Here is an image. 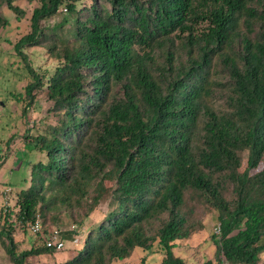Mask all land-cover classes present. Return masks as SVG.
<instances>
[{
  "label": "trees",
  "instance_id": "trees-1",
  "mask_svg": "<svg viewBox=\"0 0 264 264\" xmlns=\"http://www.w3.org/2000/svg\"><path fill=\"white\" fill-rule=\"evenodd\" d=\"M25 1L36 4L14 45L32 77L23 115L38 90L57 122L27 139L42 157L0 215L10 264L56 251L47 229L19 250L12 216L31 233L37 218L41 230L76 223L63 237L82 247L63 264H111L154 246L160 264H186L174 248L203 228L202 211L220 225L202 264H260L264 0ZM2 7L25 14L0 0V27ZM26 46L45 48L51 67L35 68Z\"/></svg>",
  "mask_w": 264,
  "mask_h": 264
},
{
  "label": "rangeland",
  "instance_id": "rangeland-1",
  "mask_svg": "<svg viewBox=\"0 0 264 264\" xmlns=\"http://www.w3.org/2000/svg\"><path fill=\"white\" fill-rule=\"evenodd\" d=\"M16 3L25 11L21 18H17L6 7L1 9L2 15L8 19V24L0 27V215L3 208L8 205L13 206L16 190L28 185L29 161L42 157L38 151L32 149V144L26 142L27 139L46 129L47 125H54L57 122L56 117L48 110L51 103L46 101L38 90L33 91L35 94L33 104L23 115L26 100L25 87L32 77L24 67L22 58L16 53L14 45L29 30V15L36 3L25 0H16ZM23 51L30 63L35 68H39L41 72L51 67L53 60L47 57L45 48L26 46ZM246 158L247 153L244 154L242 168L246 167ZM102 212H106L105 204L98 205V210L93 213L92 218L99 219ZM201 213L203 214L201 218L203 228L189 238L177 241L174 248V253L182 257L186 264H202L214 254L215 246L211 237L216 235L214 227L218 222L213 212L202 211ZM12 219L15 226L14 238L19 250L39 243V239L44 240L43 229L50 232L53 229H59L65 234L77 228L76 223L64 217L61 222L54 224H51L49 220L43 222L42 230L35 235L27 229L24 230L21 223L16 222L14 216ZM74 238L81 241L83 234L80 233ZM81 247L82 242L75 243L66 238L63 249L31 257L29 261L31 264H63ZM142 259L143 264H160L163 253L155 246L152 250L137 247L129 257L115 260L111 264H138ZM0 264H10L1 245ZM260 264H264V250L260 253Z\"/></svg>",
  "mask_w": 264,
  "mask_h": 264
},
{
  "label": "built area",
  "instance_id": "built-area-1",
  "mask_svg": "<svg viewBox=\"0 0 264 264\" xmlns=\"http://www.w3.org/2000/svg\"><path fill=\"white\" fill-rule=\"evenodd\" d=\"M30 230L33 233H39L41 231V223L40 219L37 218L33 223L29 225ZM214 233L219 235L220 233V225L217 223L214 227ZM45 246L54 249V250H61L64 248V237L62 231L59 229H53L48 237L44 241Z\"/></svg>",
  "mask_w": 264,
  "mask_h": 264
}]
</instances>
